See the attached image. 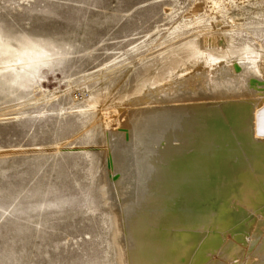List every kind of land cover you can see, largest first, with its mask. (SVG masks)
I'll list each match as a JSON object with an SVG mask.
<instances>
[{
    "label": "rangeland",
    "instance_id": "obj_1",
    "mask_svg": "<svg viewBox=\"0 0 264 264\" xmlns=\"http://www.w3.org/2000/svg\"><path fill=\"white\" fill-rule=\"evenodd\" d=\"M239 3L0 0V264H127L106 170L116 137L128 135L107 132L102 143L96 119L105 123L110 109L97 103L113 89L132 92L159 53L192 47L216 25L230 30L231 47L264 51V0ZM235 10L255 12L234 19ZM226 233L205 264L220 258ZM250 236L227 264L260 261Z\"/></svg>",
    "mask_w": 264,
    "mask_h": 264
},
{
    "label": "bare ground",
    "instance_id": "obj_2",
    "mask_svg": "<svg viewBox=\"0 0 264 264\" xmlns=\"http://www.w3.org/2000/svg\"><path fill=\"white\" fill-rule=\"evenodd\" d=\"M229 31L216 25L192 47L159 53L135 90L117 98L113 89L97 103L110 109L105 123L96 119L102 143L122 128L128 135L116 137L106 170L127 264H205L226 231L229 243L212 264L235 258L248 235L259 237L256 264H264V51L231 47Z\"/></svg>",
    "mask_w": 264,
    "mask_h": 264
},
{
    "label": "water",
    "instance_id": "obj_3",
    "mask_svg": "<svg viewBox=\"0 0 264 264\" xmlns=\"http://www.w3.org/2000/svg\"><path fill=\"white\" fill-rule=\"evenodd\" d=\"M113 177L116 178L117 177V174H115Z\"/></svg>",
    "mask_w": 264,
    "mask_h": 264
}]
</instances>
